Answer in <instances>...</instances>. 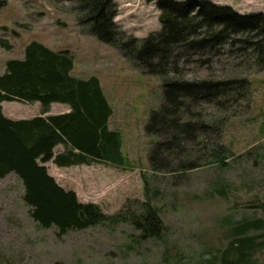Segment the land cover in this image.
Returning a JSON list of instances; mask_svg holds the SVG:
<instances>
[{"label": "rangeland", "instance_id": "1", "mask_svg": "<svg viewBox=\"0 0 264 264\" xmlns=\"http://www.w3.org/2000/svg\"><path fill=\"white\" fill-rule=\"evenodd\" d=\"M157 1L111 0L113 21L127 35L145 37L161 27ZM206 1L228 5L239 14L264 16V0ZM4 2L0 40L10 47L0 44V73L5 61L21 57L31 40L68 50L73 75L99 78L112 107L108 125L121 136L123 166L92 162L57 167L49 160L44 162L48 173L64 188L74 190L80 201L94 202L106 214L138 212L149 199L158 210L162 228L159 237L143 240L129 221L58 235L55 227H41L31 217L23 184L10 172L0 178V264H211V258L213 264H222L220 250L237 237L233 233L237 225L245 219L264 220V55L238 39L214 52L180 56V71L170 72V77L244 78L246 92L231 101L229 110L207 103L198 107L210 121L226 117L219 133L227 154L224 164L208 163L209 156L202 149L207 142L208 150H213L215 132L207 136L199 132L202 143L187 145L174 157L163 155L161 160L169 165L154 170L148 154L160 138L148 133L145 125L150 113L162 104L161 77L139 68L117 47L88 33L86 24L76 17L72 0ZM258 39L257 35L250 37L251 41ZM1 105L4 115L11 118L41 113L37 101H3ZM65 108L69 107L53 102L43 115ZM63 149L58 144L53 151ZM178 161L202 165L173 171ZM248 234H259L255 243L261 242L264 223L251 226ZM246 264H264V242L253 246Z\"/></svg>", "mask_w": 264, "mask_h": 264}, {"label": "trees", "instance_id": "2", "mask_svg": "<svg viewBox=\"0 0 264 264\" xmlns=\"http://www.w3.org/2000/svg\"><path fill=\"white\" fill-rule=\"evenodd\" d=\"M72 1L78 21L86 24L84 29L88 33L117 47L139 68L161 77L162 104L150 113L145 125L148 133L160 138L148 154L151 168L167 167L169 163L161 160L165 154L174 157L175 152L186 150L187 145L202 143L199 132L204 136L215 132L213 150H208L207 142L202 149L209 156L208 163L224 164L227 154L219 141V133L226 117L210 121L198 107L207 103L224 111L231 109V101L244 96L247 80H189L170 77L169 73H179L181 55L189 58L202 50L214 52L222 44L238 39L253 44L255 51L264 55V16L239 14L228 5L206 0H158L161 27L139 38L123 33L114 23L111 0ZM4 3L0 0V8ZM240 34L246 36L235 37ZM252 34L259 39L251 41ZM0 44L10 47L3 40ZM72 69L68 50H55L37 40L24 46L22 58L5 61L0 73V178L15 173L23 184V199L30 206L31 217L41 227H55L58 235L129 221L138 231V239L159 237L162 223L149 199L141 203L138 212L106 214L98 204L80 201L74 190L64 188L48 173L44 162L49 160L57 167L92 162L123 166L126 162L121 152L120 133L108 126L112 107L99 78L96 75L78 77L72 74ZM13 100L37 101L41 113L27 118L8 117L2 112L1 103ZM53 102L66 104L69 111L43 115ZM58 144L64 149L54 153ZM185 165L202 164L178 161L171 169ZM263 223L261 218L240 222L233 231L237 237L220 250L221 263L246 264L251 259L253 246L264 242L263 239L256 244L259 234L249 235V228ZM213 260L210 259L211 264Z\"/></svg>", "mask_w": 264, "mask_h": 264}, {"label": "crops", "instance_id": "3", "mask_svg": "<svg viewBox=\"0 0 264 264\" xmlns=\"http://www.w3.org/2000/svg\"><path fill=\"white\" fill-rule=\"evenodd\" d=\"M23 54H24V51H23L21 57H19V58H22V57H23ZM55 103H58V102H55ZM51 104H52V103H51ZM58 104L64 105L63 103H58ZM67 111H69V108H65V110H64L63 112H67ZM60 113H62V112H60ZM108 122H109V119H108ZM108 126H109V125H108Z\"/></svg>", "mask_w": 264, "mask_h": 264}]
</instances>
